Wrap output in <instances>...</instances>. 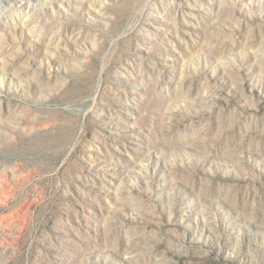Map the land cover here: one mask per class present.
<instances>
[{"label": "rangeland", "instance_id": "obj_1", "mask_svg": "<svg viewBox=\"0 0 264 264\" xmlns=\"http://www.w3.org/2000/svg\"><path fill=\"white\" fill-rule=\"evenodd\" d=\"M0 10V264H264V0Z\"/></svg>", "mask_w": 264, "mask_h": 264}, {"label": "bare ground", "instance_id": "obj_2", "mask_svg": "<svg viewBox=\"0 0 264 264\" xmlns=\"http://www.w3.org/2000/svg\"><path fill=\"white\" fill-rule=\"evenodd\" d=\"M4 1H6V0H0V6L2 5V4H4ZM27 3V2H26ZM31 3V2H30ZM33 3H35V2H33ZM36 4V3H35ZM25 8H27V12H28V14L29 13H33V11H35V6H31V5H27V7H25ZM24 8V9H25ZM38 8V7H37ZM36 8V9H37ZM0 11H2V10H0ZM24 13H26V12H24ZM37 13V12H36ZM2 16V15H1ZM11 16V15H10ZM6 17V16H5ZM7 18V17H6ZM7 20V19H6ZM12 20V19H11ZM2 28V27H1Z\"/></svg>", "mask_w": 264, "mask_h": 264}]
</instances>
